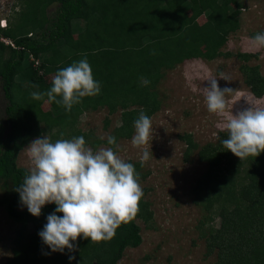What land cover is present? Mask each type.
<instances>
[{
	"label": "trees",
	"instance_id": "obj_1",
	"mask_svg": "<svg viewBox=\"0 0 264 264\" xmlns=\"http://www.w3.org/2000/svg\"><path fill=\"white\" fill-rule=\"evenodd\" d=\"M53 4L57 7L50 11ZM18 6L15 16L6 19L7 25L0 26V86L7 100L4 117H0V207L19 224L12 257L5 264H117L127 248H137L143 242L137 220L150 227L154 219L144 194L135 217L123 223L112 239L91 242L81 236L73 241L74 250L52 252L39 233L57 205L46 204L39 217L20 209V195L14 189L29 170L18 165L19 153L32 138L45 132L53 142L83 136L93 150L108 145L107 139L93 137L77 126L84 112L104 106L110 113L121 109V125L109 136H114L116 143L130 137L141 111L151 117L160 110L158 86L165 72L189 59L231 55L222 48L230 33L240 28L243 3L19 0ZM201 16L206 17L203 23ZM75 20L82 23L77 27ZM85 55L101 85L98 95L83 98L71 111L55 102L44 110L43 100L32 99V92H45L52 86L47 77ZM236 56L244 62L240 68L245 83L256 97H263L264 74L259 65L249 64L255 55L238 52ZM141 77L150 83L143 86ZM180 138L186 143V161L197 150L199 160L207 164L192 188L193 202L206 211L200 229L207 254H217L216 264H264V152L241 160L223 147L224 131L216 142L204 145L192 133ZM108 146L114 149L116 145ZM132 164L139 178L145 177L141 162ZM216 215L218 227L212 225ZM206 224L209 227L203 231ZM70 256L75 258L70 260Z\"/></svg>",
	"mask_w": 264,
	"mask_h": 264
},
{
	"label": "rangeland",
	"instance_id": "obj_2",
	"mask_svg": "<svg viewBox=\"0 0 264 264\" xmlns=\"http://www.w3.org/2000/svg\"><path fill=\"white\" fill-rule=\"evenodd\" d=\"M241 1L243 7L240 28L230 33L222 48L231 55L213 60H186L165 72L158 86L161 108L150 117L152 135L146 146L152 155L140 170L145 177L139 178L145 199L154 212V219L150 227L142 220H137L142 229L143 242L137 248H127L117 264H216L217 254H207L205 239L201 235L200 222L204 219L206 211L193 202L192 193L196 180L205 172L207 164L199 160L197 150L189 161L184 159L186 143L180 136L192 133L200 145L216 142L218 139L221 131L217 123L221 117L207 110L201 90L209 86L206 81L209 76L217 78L221 89L229 87L236 91L230 98L234 105V114L250 107L246 98L264 106V96L256 97L245 83L240 68L244 62L236 56L238 52L253 53L255 56L249 64L259 65L264 74V48L257 50L248 45V38L264 32V0ZM18 2L19 0H0V26L3 19L9 20L15 16V11L19 8ZM56 7L57 5L53 4L49 9L51 11ZM79 21L81 20H75L77 27L78 23H82ZM199 21L205 22L206 17L201 16ZM221 72L229 76L231 81L219 78ZM54 75L47 77L48 81H51ZM6 103L0 86L1 118L4 117ZM42 106L44 110L50 109L49 103ZM120 125L121 109L110 113L109 108L104 106L98 110L84 112L77 126L82 131L90 132L93 137L107 139ZM46 134L50 136L48 132L43 135ZM134 134L135 130L130 137L120 138L114 148L123 160L130 163L140 162L142 154V150L131 143ZM36 138L38 137L32 138L18 156V165L28 170L31 164L23 150ZM86 147L94 149L91 143ZM100 147L109 146L100 144L98 148ZM20 209L27 207L21 202ZM219 223L220 219L216 215L212 225L218 227ZM208 224L202 225L203 231L207 230ZM18 227L19 224L12 221L0 207V264H5L12 257L13 239Z\"/></svg>",
	"mask_w": 264,
	"mask_h": 264
},
{
	"label": "clouds",
	"instance_id": "obj_3",
	"mask_svg": "<svg viewBox=\"0 0 264 264\" xmlns=\"http://www.w3.org/2000/svg\"><path fill=\"white\" fill-rule=\"evenodd\" d=\"M248 45L257 50L264 48V32L248 38ZM219 78L231 81L223 72ZM206 81L209 86L201 89L206 108L221 117L217 127L227 132V138L222 140L223 147L241 160L259 156L264 152V106L246 98L250 107L234 114L230 98L236 91L229 87L221 89L215 77L209 76ZM149 83L141 77L143 86ZM100 91L101 85L94 79L85 55L58 70L47 91L32 92L31 97L45 103L62 104L71 111L73 105L81 103L83 98L98 95ZM134 128L131 143L142 150L140 162L143 166L152 155L146 147L152 135L150 117L141 111L134 121ZM107 143L115 146L116 138L108 136ZM85 145L83 136L53 142L46 134L23 150L31 167L23 183L14 190L33 216L39 217L46 204L57 205L39 233L52 252L74 250L73 241L81 236L91 242L112 239L123 223L135 217L143 197L139 176L132 163L123 160L112 147H100L94 151ZM74 258L69 257L70 260Z\"/></svg>",
	"mask_w": 264,
	"mask_h": 264
},
{
	"label": "built area",
	"instance_id": "obj_4",
	"mask_svg": "<svg viewBox=\"0 0 264 264\" xmlns=\"http://www.w3.org/2000/svg\"><path fill=\"white\" fill-rule=\"evenodd\" d=\"M1 24L3 25V26H6L7 25V21H6V19H3L2 21H1ZM33 59V58H32ZM38 60L36 61V64H38Z\"/></svg>",
	"mask_w": 264,
	"mask_h": 264
}]
</instances>
